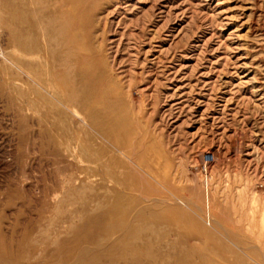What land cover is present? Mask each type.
Wrapping results in <instances>:
<instances>
[{
  "label": "rangeland",
  "instance_id": "rangeland-1",
  "mask_svg": "<svg viewBox=\"0 0 264 264\" xmlns=\"http://www.w3.org/2000/svg\"><path fill=\"white\" fill-rule=\"evenodd\" d=\"M136 1L48 3L63 6L91 106L26 83L0 54V232L56 250L122 197L147 214L182 207L230 248L210 256L216 264H264V0ZM22 9L34 5L0 0V12ZM0 38L13 54L8 33Z\"/></svg>",
  "mask_w": 264,
  "mask_h": 264
},
{
  "label": "bare ground",
  "instance_id": "bare-ground-1",
  "mask_svg": "<svg viewBox=\"0 0 264 264\" xmlns=\"http://www.w3.org/2000/svg\"><path fill=\"white\" fill-rule=\"evenodd\" d=\"M22 1L25 2L26 0ZM30 1L34 5L33 11L22 9L18 12L11 10L0 12V30L8 33V42L14 50L13 54H10V52H0V54L4 57L5 62L19 70L21 75L25 77L26 83L27 80H30L34 86H38L44 93L49 95H58L59 97L63 95V101L66 99V103L68 102L71 105L79 107L91 106L94 98L87 89L85 73L79 71L84 62L82 63L78 60L76 54L74 55L71 50L68 52L67 32L61 26L65 15L62 14L63 6L56 5L55 8L51 7L48 4L50 0ZM136 2L140 1L137 0ZM134 6L136 4H133ZM17 54L26 56L30 62L16 58ZM41 60L46 61L41 64ZM14 81H20L18 75L14 77ZM36 94L46 98L39 90H36ZM24 95L27 96L26 94ZM92 104H95V102ZM39 107L41 106L39 105ZM25 109L23 110L25 111ZM53 112L55 113L54 110ZM77 116L83 122L88 120H84L79 114ZM46 118L48 117L46 116ZM89 120L94 127L102 129L103 124L101 125L94 116L91 115ZM52 124L54 123H50V127ZM57 127L55 126L54 129ZM106 133L110 134L109 132ZM60 134L63 135L65 133L62 132ZM67 135L66 133L65 136ZM52 136H54V133ZM84 156L89 161L100 160L96 155V157ZM126 178L128 179L127 176ZM122 187L128 191V195L133 193V189L127 185L125 177ZM79 191L80 189L77 188L73 193L77 194ZM120 198L115 200L113 204L106 205L99 210L101 212L99 216L95 217L88 227L87 225L84 227L88 233L82 234L81 236L83 237L77 239L76 242L64 240L62 247H58L59 249L57 248L56 250L50 249L46 245H37L38 243H35L37 240L33 242L37 246L28 245L29 242L24 245L22 241L15 242L13 235L10 239L0 232V264H69L76 259L79 264H216L210 260V256H212V259L214 256L231 252L222 239L184 212V209L179 205L154 206L147 209V211H150L148 213L150 216L148 217L145 210L136 211L132 206L122 204L123 199L122 197ZM183 213L186 214L179 215ZM209 220V224L214 230L217 232L222 230V227L213 219ZM165 224L171 229H162L160 227ZM173 232L175 233L173 234ZM115 236L119 237L114 239ZM52 237L50 238L52 239ZM171 238L174 239L170 241ZM38 241L40 242V239ZM196 241L200 243H196ZM89 242L90 247L88 245ZM53 258H58L56 263L51 261ZM222 264H230V262L224 259Z\"/></svg>",
  "mask_w": 264,
  "mask_h": 264
}]
</instances>
